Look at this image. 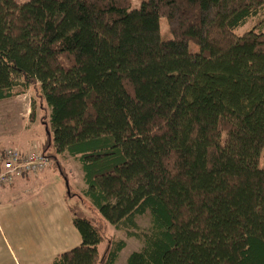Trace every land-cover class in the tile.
I'll use <instances>...</instances> for the list:
<instances>
[{
  "label": "trees",
  "instance_id": "1",
  "mask_svg": "<svg viewBox=\"0 0 264 264\" xmlns=\"http://www.w3.org/2000/svg\"><path fill=\"white\" fill-rule=\"evenodd\" d=\"M31 89L37 148L85 184L80 243L49 264H116L133 239L126 264H264V0H0V102Z\"/></svg>",
  "mask_w": 264,
  "mask_h": 264
},
{
  "label": "rangeland",
  "instance_id": "2",
  "mask_svg": "<svg viewBox=\"0 0 264 264\" xmlns=\"http://www.w3.org/2000/svg\"><path fill=\"white\" fill-rule=\"evenodd\" d=\"M20 5L25 6L28 0H16ZM142 0H131V8H138ZM253 22L247 21L244 25L240 26L234 31L236 35H242L252 29ZM160 37L162 42H169L172 36L168 30L167 22L164 18L159 21ZM188 51L194 54L198 51V47L189 43ZM10 100L0 102V142H4L3 148L12 145L10 142L27 144L29 141L31 146L36 147L41 142L45 141V132L43 127L39 124V119L42 112L39 110V100L36 91L31 89L25 93L18 92ZM34 102V119H29L32 104ZM26 117V118H25ZM11 138V140H10ZM6 146V147H5ZM38 148L36 151H39ZM263 161V157H262ZM62 171L65 177L57 167L51 165L42 172L43 177L40 178V189L34 190L32 187L26 186L25 190L20 188L19 194L14 197L15 202L10 200L9 205L15 206V213L18 216L14 224L15 229L8 237V244L14 250L17 249V244L22 243L26 251H30V256L23 255L29 264H39L40 256L43 249L51 252L53 248H63L64 252L70 251L80 243V238L71 223V215L65 211L60 213V217L56 214L59 213L61 205L67 206V194L80 193L85 184L83 181V172L79 162L73 159H63L61 161ZM41 175V176H42ZM40 174L37 176L39 177ZM30 181L27 182V184ZM42 183V185H40ZM31 184V183H29ZM42 187V188H41ZM28 189V190H26ZM76 199H69L68 204L73 205ZM27 203L26 205L20 203ZM87 219L92 220L95 224L102 223V227L107 233L108 237H114L116 240H125L124 232H114L109 225L93 211L90 204L81 209ZM27 219H42L37 225L36 223L29 224ZM142 227L147 226V219L143 218L139 221ZM12 237L14 241H12ZM141 248V243L135 239L126 240V247L121 251L116 264H126V260L132 252L138 251ZM61 250V249H59ZM61 252V253H62ZM16 256L20 262L19 254ZM6 257V254L5 256ZM3 257V263H4ZM55 258V257H54ZM53 258V259H54ZM52 259V260H53ZM51 260V261H52ZM51 261L49 263H51ZM8 264H14L8 255ZM48 263V264H49Z\"/></svg>",
  "mask_w": 264,
  "mask_h": 264
},
{
  "label": "crops",
  "instance_id": "3",
  "mask_svg": "<svg viewBox=\"0 0 264 264\" xmlns=\"http://www.w3.org/2000/svg\"><path fill=\"white\" fill-rule=\"evenodd\" d=\"M8 142L11 143L12 145L11 148L17 149L20 152L25 153V154L32 150L38 149L37 146L36 147H33V145L31 146V143L29 141L27 142L26 145L21 144V143H14L10 141ZM3 143L4 142H0V154L9 148L6 146H5L6 148H3L4 147ZM39 174L40 176L37 177ZM39 174L34 175L31 179H28L27 177H24V176L15 177L9 185L0 188V264H8L7 263L8 255L10 256L14 264H29V262H27L25 258L23 261V255L24 257L30 256L31 252L26 251L25 253L26 249L22 243L18 242L17 249L14 250V248H11V246L7 242L9 235L13 233L15 229L14 224L16 222V219H18V216L15 213L16 211L15 206L9 205V204H11L10 200L15 202L14 197H16L19 194L20 188H22L21 191L25 190L26 186H31V187L35 186V187H32V189L34 190H38V188L40 189L39 181L41 180L40 178H42L43 175L42 173H39ZM28 181H30L29 183L31 184L29 183L27 184ZM40 185H42V183ZM27 203L29 202L20 203V204L26 205ZM65 211H67L66 204L65 205L62 204L59 213H57L56 215L60 217V213L61 212L64 213ZM27 220L29 224L36 223L38 225L40 223V220L42 219H27ZM12 241H14L13 237H12ZM62 251H64L63 248H53L51 249V252H49L47 249H43L42 254H39L41 258L39 264H48L55 256L59 255ZM16 252L19 254V259L22 262L18 260L16 256ZM5 254H6V257H4ZM3 257H4V263H3Z\"/></svg>",
  "mask_w": 264,
  "mask_h": 264
},
{
  "label": "built area",
  "instance_id": "4",
  "mask_svg": "<svg viewBox=\"0 0 264 264\" xmlns=\"http://www.w3.org/2000/svg\"><path fill=\"white\" fill-rule=\"evenodd\" d=\"M51 162L39 150L26 154L17 149H6L0 154V188L9 185L15 177L24 176L31 179L42 173Z\"/></svg>",
  "mask_w": 264,
  "mask_h": 264
}]
</instances>
